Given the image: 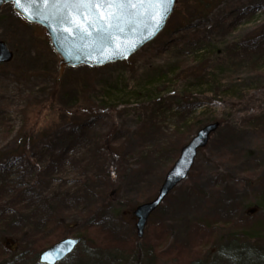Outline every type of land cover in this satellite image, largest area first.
<instances>
[{
	"label": "rangeland",
	"instance_id": "1",
	"mask_svg": "<svg viewBox=\"0 0 264 264\" xmlns=\"http://www.w3.org/2000/svg\"><path fill=\"white\" fill-rule=\"evenodd\" d=\"M211 2L214 3L212 9L198 10L196 0H179L165 30L126 62L89 71L65 68L61 78L56 70L59 58L41 28L20 19L10 4L1 9L0 40L6 42L14 54L13 60L0 68V110L8 129L12 127L16 132L24 120L27 126L35 125L38 134L53 122L56 124L48 129H64L70 120L57 123L63 109L74 110L75 103L87 100L89 103L85 104L99 106V119L93 123L92 131L109 135V147L100 148L106 154L110 183L104 194L89 196L85 202L82 195L81 209L91 207L93 198H98L95 205L99 207L84 221L80 216L77 220L73 218L72 227L62 233L60 239L78 235L84 242L61 264H77L74 262L80 259L78 264H85L83 252L86 249L100 252L109 249L103 246L107 230L109 238L120 239L119 245L126 247V250L112 249L114 256L123 252L125 259L121 264H171V257L163 256V252L173 244L194 246L204 242L201 236L206 230L198 231V224L203 222L200 219L246 222L247 217L263 218L254 238L259 236L264 240V57L244 50L249 48L247 40L255 35L254 19L230 31L224 23V19L235 18L254 4L260 5L258 11L264 22V0ZM200 73L206 78L203 85L196 79ZM54 81L59 83V110L36 112L46 103ZM229 89L234 93H223ZM106 91H115L119 98L109 102L114 99L112 96L106 101ZM187 104L202 109L188 108L193 112L186 113L183 107ZM202 111H207L205 119L219 121L220 127L206 148L197 154L185 181L175 187L149 218L145 236L140 240L133 209L158 192L157 185L163 174L178 157L175 152L178 142L186 143L202 126L195 123L193 127H183L180 136L175 129L183 125L185 118L193 122V118L204 113ZM145 124L149 129L139 134ZM112 126L113 132L109 130ZM8 133L0 129V160L6 168L10 155L15 154L10 141L14 134ZM38 144L47 147L43 140ZM141 146H144L142 150ZM84 147V141L76 144L70 156L77 155L80 159L86 154ZM55 148L57 152L63 151L64 146ZM38 162L44 166L48 159L44 157ZM9 170L17 171L14 167ZM62 171L53 178V183L74 186L79 171H73L68 164ZM18 172L12 174L11 181L22 185L32 181L30 176L21 178ZM252 206L261 207L256 217L246 214ZM8 210L6 215L11 220L18 218ZM90 224L94 226L89 229L86 226ZM158 226L168 232V237L161 240L164 244L159 243L160 252L156 253L149 248L155 238L159 239L154 233ZM0 228V264L5 261L39 264L38 260H32L33 255L60 240L47 236L43 241L38 237L36 248L29 246L27 253L17 261L13 249L20 242L14 237L13 224L3 221ZM225 229L216 232L220 242L231 236L230 229ZM126 240L133 247H129ZM135 250H143L148 255L136 261ZM211 251L214 252V248ZM180 259L185 261L189 256L183 255Z\"/></svg>",
	"mask_w": 264,
	"mask_h": 264
},
{
	"label": "trees",
	"instance_id": "2",
	"mask_svg": "<svg viewBox=\"0 0 264 264\" xmlns=\"http://www.w3.org/2000/svg\"><path fill=\"white\" fill-rule=\"evenodd\" d=\"M211 1L212 0H196L198 3V10L199 8L200 10L212 9L214 3ZM213 1L217 3V0ZM259 9L260 5L254 4V6L250 7L247 11H240L239 15L235 18L233 17L230 20L224 19V23H227V30L230 31L238 24L250 22L254 19L256 26L254 30L255 35L254 38L247 40L249 48H245L244 50L250 51L254 55H260L261 57L263 55L264 57V22L261 20ZM3 66L5 65H0V68ZM83 69L89 71L86 67L77 70L83 71ZM196 79L199 80V85H203V81H206L203 73L198 74ZM54 85L55 86L52 87V89H54L52 91L50 90V93L48 92V98L44 106L36 110V112L41 113V111L47 110L50 112L53 111L54 113L56 110H59L57 109V87L59 83L54 81ZM227 92L234 93L233 89L223 91V93ZM104 94L106 96L105 99H107L106 101L114 96V99L109 102L119 98L118 95L116 98L115 91L112 93L106 91ZM47 102H49V105ZM85 102L89 103L87 100H84L82 104L75 103L76 105L74 106L76 107H74V110L64 108L62 113H60V119H58L57 123L60 121L63 124L67 120H70V124H67V127L64 129H48V127L56 124L53 122L51 125L42 128L39 134L37 133L35 125L28 124L27 126V124H25L27 120H24V124H22L16 132L11 130L12 127L8 129V125L3 119V110H0V129L8 130L9 133L14 134L10 141L13 144L12 153H15L10 155L11 157L8 159L7 168L2 165L0 160V222L11 221L14 226V237L16 236L19 238L20 242L13 249V254H15L17 261L27 253V248L29 246L36 248L37 242L39 241L38 237L43 240L47 239V236H49L51 239L54 238L58 240L68 227H72L73 218L77 220L80 216L81 220L84 221L90 216H93L94 212H96L99 207V205H95L98 198H93L94 200L91 201V207L89 206L87 209L86 207L81 209L84 204L82 195H84L85 198L84 202L89 196L97 197L99 194H104L106 192L110 183V180H108L110 168L105 166L106 162L104 158L106 154L100 148L106 149V147H109V135H102V133L92 131L94 130L92 127L93 123L99 119V106L85 104ZM191 105L192 104H187L183 107L186 113L189 112L187 110L188 108L190 110L194 108L193 111H195V109H202L200 106L192 107ZM168 110H170V108H168ZM202 112L204 113L197 118H193V122L185 118L183 120V125L176 128L175 133L180 136L182 135L180 130L183 127L187 129L188 126L193 127L195 123L203 126L202 124L205 125V123L212 122L211 120L205 119V113L207 111ZM91 118H94L93 122L90 120ZM31 120H34V118ZM113 129V126L109 128L111 132L114 131ZM147 129H149V127L145 124L143 128L139 129V134L146 133ZM102 137L103 139H101ZM42 140L47 147L39 146L38 143ZM82 141L85 143L84 148L87 149L86 154L80 159H78L77 156L76 158H69V155L72 153L70 150ZM171 141L172 140H170V143ZM59 145H63L64 148L63 151L57 152V148L55 147ZM177 145L175 152H177L178 155L184 143L183 141L178 142ZM143 147L144 146L140 147L141 150ZM38 149L40 152L35 151ZM45 149H47V152L44 151ZM44 157L48 159V163L43 166L39 164L38 159L43 160ZM66 164H69L73 171H79L77 173L78 178L74 181V186L67 187V183L62 184V182L59 184L53 183V178L57 174L63 172L62 170H64ZM11 167L16 168V172L19 171L18 175L21 178L30 176L32 181H28L23 185L11 181L12 174L16 173L9 170ZM165 174L166 172L163 174V177ZM163 180L164 178L157 186H160ZM49 194H51V196H48ZM5 200L6 203L1 204V202H5ZM7 206H9V210L6 209ZM252 207L256 208V211L250 217L257 216L261 207ZM7 210L12 211V213L14 212L13 216L18 218L11 220V218L6 215ZM200 220L203 222L198 224V231L202 232L206 230L203 236H201L204 242H200L194 246H191V243H189L190 245L188 246L173 244L167 251L163 252V256L171 257V264H264V240L259 236L254 238L258 232L257 227L261 225L263 218L259 220L256 218L253 219V217H247L246 222L233 219L228 221ZM204 224L205 226L203 227ZM93 226V224H90L86 227L90 229ZM225 227H228L232 233L227 241L221 239L222 241L220 242L216 238V232L226 230ZM87 231L90 230H85L84 232ZM107 232L108 237L105 238L103 246L109 249H103L101 252L86 249V251L83 252L86 261L82 259L85 264H121L120 262L125 259L123 252L115 256L113 255V248L120 247L126 250V247L119 245L118 241L120 239L116 240L114 238H109L110 232L109 230H107ZM155 232L156 235L159 236V239L157 241V238H155L153 243L151 242L149 250L158 253L160 252L158 245L159 243L164 244L161 240L168 237V232H166L162 226H158L157 229L155 228L154 233ZM196 236L198 237V235ZM83 242L84 239H82L80 245H83ZM126 242L129 247H133V244H131L129 240H126ZM222 245H226L227 247H223ZM213 248L214 252L211 251ZM93 251L96 252L93 253ZM148 253L151 254V252ZM134 254L136 255V261H141L146 255L143 250H135ZM183 255L189 256V259L185 261L181 260L180 258ZM72 256L73 253L70 254L65 261H68ZM36 258L37 253L33 255L32 260L37 261ZM80 261L81 259L74 263L78 264ZM4 264L14 263L5 261Z\"/></svg>",
	"mask_w": 264,
	"mask_h": 264
},
{
	"label": "water",
	"instance_id": "3",
	"mask_svg": "<svg viewBox=\"0 0 264 264\" xmlns=\"http://www.w3.org/2000/svg\"><path fill=\"white\" fill-rule=\"evenodd\" d=\"M7 2L13 3V11L33 24L39 23L48 34L52 48L60 57L57 62L58 78H61L63 71L67 67H81L83 65L89 67L103 66L104 64L115 61H126L127 58L135 54L145 44L157 38V35L166 27L165 25L168 19L178 6V0H173L169 6V11L163 25L155 31L154 35L147 34L145 26L149 21L147 17H144L140 20H133L132 25L126 27L123 33H117L112 38L104 37L101 39L93 35V37L82 40L79 34L70 36L63 31H54V28L59 29L61 27L59 24L52 23L50 26V21L48 20L30 18L32 16L31 8L27 11L23 8H17L14 0H0V9ZM40 7L42 11H45V7L47 8L45 15H49L54 11L51 6L41 5ZM146 36L147 38H145ZM13 55L8 45L0 41V63L11 61ZM218 127L219 122H215L207 124L198 130L197 134L181 149L179 158L164 177V182L153 201L144 202L135 208L134 214L137 219L136 228L140 238L144 236V228L150 215L164 201V198L175 189V186L185 180L187 174L193 167L192 165L194 164L198 150L208 144L210 136ZM253 211L254 209L250 213ZM80 241L81 238L60 240L42 252L39 255V260L44 264H57L69 255ZM54 253L59 254L58 260L52 255Z\"/></svg>",
	"mask_w": 264,
	"mask_h": 264
},
{
	"label": "snow or ice",
	"instance_id": "4",
	"mask_svg": "<svg viewBox=\"0 0 264 264\" xmlns=\"http://www.w3.org/2000/svg\"><path fill=\"white\" fill-rule=\"evenodd\" d=\"M17 8L32 10L30 18H42L59 24V29L70 36L79 34L80 39L93 35L103 39L123 33L133 20L148 18L145 26L148 35H154L168 14L173 0H14ZM41 5L51 6L54 11L45 15ZM147 38V36L145 37ZM59 259V254H52Z\"/></svg>",
	"mask_w": 264,
	"mask_h": 264
}]
</instances>
